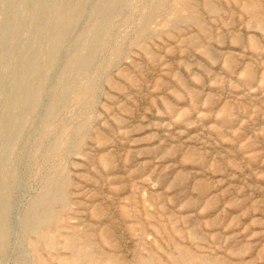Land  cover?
Here are the masks:
<instances>
[{"label": "rangeland", "instance_id": "obj_1", "mask_svg": "<svg viewBox=\"0 0 264 264\" xmlns=\"http://www.w3.org/2000/svg\"><path fill=\"white\" fill-rule=\"evenodd\" d=\"M0 44V264H264V0H0Z\"/></svg>", "mask_w": 264, "mask_h": 264}, {"label": "bare ground", "instance_id": "obj_2", "mask_svg": "<svg viewBox=\"0 0 264 264\" xmlns=\"http://www.w3.org/2000/svg\"><path fill=\"white\" fill-rule=\"evenodd\" d=\"M4 1V0H3ZM54 2V1H53ZM4 12V11H3ZM6 12V11H5ZM4 12V13H5ZM53 12V10H52ZM51 12V14H52ZM75 12V11H74ZM75 15V14H74ZM51 17V16H50ZM53 19V18H51ZM16 20V19H15ZM59 20V16L54 18V21H58ZM5 21V20H4ZM9 22V21H8ZM14 22V21H13ZM16 24V23H15ZM3 25V24H2ZM1 25V26H2ZM7 27V26H6ZM8 28V27H7ZM40 28V27H39ZM36 35V34H34ZM37 39V38H36ZM54 41V38L52 39L51 42ZM56 42V40L54 41V43ZM53 44V43H52ZM55 45V44H54ZM1 46V44H0ZM53 47V45H52ZM27 64V63H26ZM30 65V64H29ZM26 66V65H25ZM28 66V65H27ZM26 68V67H25ZM29 68V67H28ZM27 68V70H28ZM24 70V69H23ZM24 75V74H23ZM29 75V74H27ZM22 76V75H21ZM27 77V76H25ZM33 79V78H32ZM31 80V78H30ZM5 121V120H4ZM42 213H43V209H42V204L41 202L37 203L35 205V209H34V215H33V220L29 223L28 227H27V231L29 232H34L36 231L39 227H41V225H43L45 223V219H43L42 217ZM60 223V222H59ZM56 239V238H55ZM57 241V240H56ZM67 249L70 251V254L72 256L71 261L68 262H61V264H81V257L82 254H80L77 249L72 245V244H68L67 245Z\"/></svg>", "mask_w": 264, "mask_h": 264}]
</instances>
